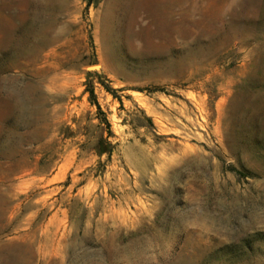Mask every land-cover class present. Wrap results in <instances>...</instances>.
Wrapping results in <instances>:
<instances>
[{"label": "rangeland", "instance_id": "1", "mask_svg": "<svg viewBox=\"0 0 264 264\" xmlns=\"http://www.w3.org/2000/svg\"><path fill=\"white\" fill-rule=\"evenodd\" d=\"M0 264H264V0H0Z\"/></svg>", "mask_w": 264, "mask_h": 264}, {"label": "trees", "instance_id": "2", "mask_svg": "<svg viewBox=\"0 0 264 264\" xmlns=\"http://www.w3.org/2000/svg\"><path fill=\"white\" fill-rule=\"evenodd\" d=\"M90 97H93L92 92L90 91Z\"/></svg>", "mask_w": 264, "mask_h": 264}]
</instances>
